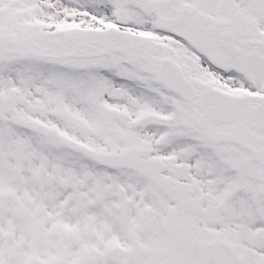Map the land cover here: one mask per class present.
<instances>
[{"label":"snow or ice","instance_id":"6c2138e0","mask_svg":"<svg viewBox=\"0 0 264 264\" xmlns=\"http://www.w3.org/2000/svg\"><path fill=\"white\" fill-rule=\"evenodd\" d=\"M0 264H264V0H0Z\"/></svg>","mask_w":264,"mask_h":264}]
</instances>
